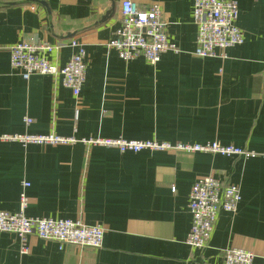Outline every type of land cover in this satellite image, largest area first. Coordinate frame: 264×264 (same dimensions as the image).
I'll use <instances>...</instances> for the list:
<instances>
[{
    "label": "crops",
    "instance_id": "1",
    "mask_svg": "<svg viewBox=\"0 0 264 264\" xmlns=\"http://www.w3.org/2000/svg\"><path fill=\"white\" fill-rule=\"evenodd\" d=\"M122 1L0 0V137L73 140L0 141V211L21 212L24 193L27 217L106 230L96 250L0 233V264H224L230 248L264 264V160L177 150L122 154L83 141L218 143L264 153V0H236L245 41L226 59L194 55V0H132L141 8L159 4L169 40L179 47L155 65L143 57L125 62L108 47L121 28ZM33 39L63 44L46 55L58 68L73 55L72 40L84 45L87 76L79 97L61 75L24 80L12 68L11 48ZM26 118L33 122L26 125ZM208 176L239 186L242 201L235 214H220L209 248L197 250L186 245L190 192Z\"/></svg>",
    "mask_w": 264,
    "mask_h": 264
},
{
    "label": "built area",
    "instance_id": "2",
    "mask_svg": "<svg viewBox=\"0 0 264 264\" xmlns=\"http://www.w3.org/2000/svg\"><path fill=\"white\" fill-rule=\"evenodd\" d=\"M121 28L108 47L115 50L125 62L143 57L150 64H157L168 52L179 53V47L169 40L167 23L159 4L141 8L132 0L120 4ZM240 10L236 0H194L193 19L198 28L194 55L200 58H227V51L241 46L245 41L244 32L238 27ZM63 44L51 45L37 39L20 43L10 50L12 68L20 70L24 80L32 75H61L63 85L79 97L86 81L87 52L82 43L72 40L74 53L70 61L58 68L51 64L46 55L61 49ZM26 125L33 121L24 120ZM0 141H19L23 144L57 145L72 142L55 135L1 136ZM90 145L116 148L120 153L138 154L145 150H177L188 154L211 153L225 158L245 160L262 159L264 153L218 143L171 145L152 140L90 139L83 140ZM24 187H28L25 184ZM242 201L239 186L225 183L217 176L197 180L190 192L189 212L192 218L186 245L193 249L205 250L217 227L221 213L235 214ZM28 203L26 194L21 195L19 213L0 211V233L11 234L24 242L35 236L43 241L58 243L61 247L73 245L80 248L100 249L104 244L105 228L100 224L89 226L70 219L27 217L24 213ZM27 248H22V254ZM224 264H253L256 256L252 252L230 248L223 252Z\"/></svg>",
    "mask_w": 264,
    "mask_h": 264
},
{
    "label": "water",
    "instance_id": "3",
    "mask_svg": "<svg viewBox=\"0 0 264 264\" xmlns=\"http://www.w3.org/2000/svg\"><path fill=\"white\" fill-rule=\"evenodd\" d=\"M40 4H42L43 6L47 7V4H45L44 2H39ZM114 14V10L109 11L103 18H102V23L107 22L109 19H111L112 15Z\"/></svg>",
    "mask_w": 264,
    "mask_h": 264
}]
</instances>
